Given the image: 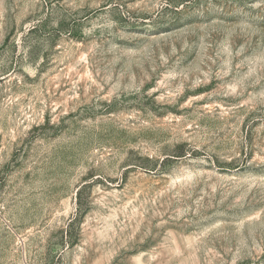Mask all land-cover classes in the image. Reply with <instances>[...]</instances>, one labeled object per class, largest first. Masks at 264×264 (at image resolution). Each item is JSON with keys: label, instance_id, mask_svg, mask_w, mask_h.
I'll return each instance as SVG.
<instances>
[{"label": "rangeland", "instance_id": "obj_1", "mask_svg": "<svg viewBox=\"0 0 264 264\" xmlns=\"http://www.w3.org/2000/svg\"><path fill=\"white\" fill-rule=\"evenodd\" d=\"M0 264H264V0H0Z\"/></svg>", "mask_w": 264, "mask_h": 264}]
</instances>
